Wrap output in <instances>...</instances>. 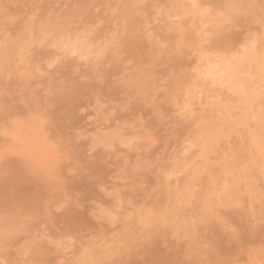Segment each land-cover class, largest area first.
I'll return each mask as SVG.
<instances>
[{"label":"rangeland","instance_id":"obj_1","mask_svg":"<svg viewBox=\"0 0 264 264\" xmlns=\"http://www.w3.org/2000/svg\"><path fill=\"white\" fill-rule=\"evenodd\" d=\"M2 180L0 264H264V0H0Z\"/></svg>","mask_w":264,"mask_h":264},{"label":"bare ground","instance_id":"obj_2","mask_svg":"<svg viewBox=\"0 0 264 264\" xmlns=\"http://www.w3.org/2000/svg\"><path fill=\"white\" fill-rule=\"evenodd\" d=\"M130 1V0H129ZM233 5V4H232ZM232 5H231V7H232ZM238 6V5H237ZM229 8H230V6H229ZM233 9H235V6L232 8V10ZM230 10H231V8H230ZM131 41V39L130 38H128V40H127V44H128V42H130ZM233 72V71H232ZM233 75V74H232ZM232 77V76H231ZM221 80V79H220ZM72 90V89H71ZM74 90V89H73ZM75 94V93H74ZM74 94H73V91H72V93H65L64 92V95H63V100H68V101H70L71 99H73L75 96H74ZM61 99V98H60ZM62 101V100H61ZM8 110V109H7ZM7 110H6V112H7ZM29 134V133H28ZM11 166V165H10ZM11 180V179H10ZM10 180H8V181H6V180H2V181H0V208H4L3 206H8V207H10V206H13L14 204H16V203H21V204H23L25 207L27 206L28 208H30V207H33V204L31 203L32 201L35 203V201L34 200H32L31 202H30V200L31 199H28V198H26V197H23V199L22 198H20L21 196H17V195H15V196H8V195H6V193L8 192V189L10 188ZM15 186V185H14ZM17 187V186H16ZM21 188V187H20ZM21 191V190H20ZM27 191H28V189H27ZM24 196H26V195H24ZM32 196H34V195H32ZM36 196V195H35ZM34 196V197H35ZM25 198V199H24ZM32 198V197H31ZM35 198H37V196L35 197ZM32 199H34V198H32ZM8 207H5V208H8ZM14 207H15V205H14ZM12 208V207H11ZM220 249V248H219ZM213 252V251H212ZM180 263V262H179Z\"/></svg>","mask_w":264,"mask_h":264}]
</instances>
